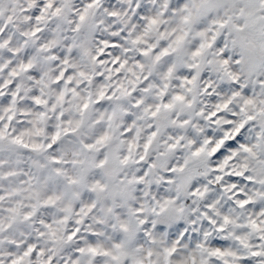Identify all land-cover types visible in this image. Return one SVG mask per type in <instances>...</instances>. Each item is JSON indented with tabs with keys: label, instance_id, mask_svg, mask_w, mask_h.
Masks as SVG:
<instances>
[{
	"label": "snow or ice",
	"instance_id": "obj_1",
	"mask_svg": "<svg viewBox=\"0 0 264 264\" xmlns=\"http://www.w3.org/2000/svg\"><path fill=\"white\" fill-rule=\"evenodd\" d=\"M0 264H264V0H0Z\"/></svg>",
	"mask_w": 264,
	"mask_h": 264
}]
</instances>
